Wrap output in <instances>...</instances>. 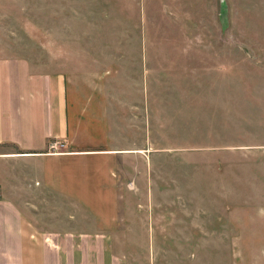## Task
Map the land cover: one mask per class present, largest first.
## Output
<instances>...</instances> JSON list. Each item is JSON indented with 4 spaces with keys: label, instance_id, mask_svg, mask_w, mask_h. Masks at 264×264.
<instances>
[{
    "label": "rangeland",
    "instance_id": "1",
    "mask_svg": "<svg viewBox=\"0 0 264 264\" xmlns=\"http://www.w3.org/2000/svg\"><path fill=\"white\" fill-rule=\"evenodd\" d=\"M0 56L63 75L83 147L116 159L130 263L264 264V0H0ZM42 191L35 214L85 219Z\"/></svg>",
    "mask_w": 264,
    "mask_h": 264
},
{
    "label": "crops",
    "instance_id": "2",
    "mask_svg": "<svg viewBox=\"0 0 264 264\" xmlns=\"http://www.w3.org/2000/svg\"><path fill=\"white\" fill-rule=\"evenodd\" d=\"M68 103L63 75L37 70L24 56H0V145L14 147L0 152V264H132L110 244L119 240L105 195L116 159L105 147H83L87 130ZM88 171L98 187L87 183ZM18 189L28 200H18ZM42 189H54L55 203L85 219L35 214L29 199Z\"/></svg>",
    "mask_w": 264,
    "mask_h": 264
},
{
    "label": "built area",
    "instance_id": "3",
    "mask_svg": "<svg viewBox=\"0 0 264 264\" xmlns=\"http://www.w3.org/2000/svg\"><path fill=\"white\" fill-rule=\"evenodd\" d=\"M50 147H51V148H54V147H55V144L50 145Z\"/></svg>",
    "mask_w": 264,
    "mask_h": 264
}]
</instances>
